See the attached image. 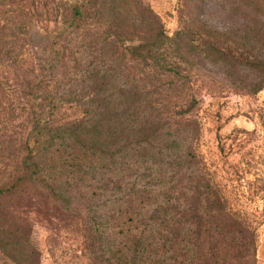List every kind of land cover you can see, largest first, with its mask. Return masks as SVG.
I'll use <instances>...</instances> for the list:
<instances>
[{
	"label": "rangeland",
	"instance_id": "374dc122",
	"mask_svg": "<svg viewBox=\"0 0 264 264\" xmlns=\"http://www.w3.org/2000/svg\"><path fill=\"white\" fill-rule=\"evenodd\" d=\"M16 3L28 13L40 56L46 33L57 34L61 1ZM127 3L132 10L148 9L170 32L190 26V41L195 37L218 41L230 48L232 57H216L207 46L198 49L191 44L181 57L185 78L162 79L147 95L128 100L111 93L142 86L148 80L141 70L156 80L155 66L124 62V51L117 48L122 39L105 40L101 28L89 27L86 41L78 39L72 50H77L82 69L90 67L94 102L104 96L107 102L110 95V101L125 111L123 126L130 133L119 144L130 148L122 161H114L119 164L97 162L85 180L62 179L58 196L46 198L47 189L36 191L32 205L24 208L28 226L19 232L23 248L10 250L15 259L0 254V264H117V251L130 255L135 248L139 258L128 256L118 264H256L264 259V0ZM17 4L0 6L2 37L7 36L1 19ZM80 75L74 91L84 89ZM136 102L140 106L130 110L128 104ZM8 107L0 105V135L19 131L17 112L8 114ZM97 117L90 113L91 121ZM145 120L151 122L148 132L154 128L160 133L150 140L148 134L141 136L142 130H130ZM104 147L99 151L112 153L109 144ZM116 183L119 186H112ZM131 202L138 216L130 217L149 219V227L137 228L127 220L124 226L108 229L117 222L107 217L123 214ZM221 207L227 209L226 219L220 217Z\"/></svg>",
	"mask_w": 264,
	"mask_h": 264
},
{
	"label": "trees",
	"instance_id": "16d2710c",
	"mask_svg": "<svg viewBox=\"0 0 264 264\" xmlns=\"http://www.w3.org/2000/svg\"><path fill=\"white\" fill-rule=\"evenodd\" d=\"M60 1L62 13L60 26L56 27L57 34L46 33L45 49L48 52L45 55V49L41 46L43 54L38 56L36 49L39 46L35 45L31 37L33 27L27 20L28 13L21 9L16 0H0L1 7L18 6L10 10L9 16L1 19V31L5 30L9 34L5 33L7 37L0 35V105H10L8 114L17 112V118L21 121L18 132L11 131L9 135L2 132L0 135V254L8 259H15L9 255L10 250L23 248L24 237L19 232L28 226L24 221V208L32 205V195L36 191L47 189L44 194L46 198L58 196V185L62 179L85 180V176L95 170L97 162L113 164L116 160L122 161V156L130 148L119 144L124 135L130 133L123 126L125 111H121L120 104L110 101V95L107 102H104L105 96L100 103L94 102L89 86L90 67L82 69L77 50L73 51L78 39L86 41L89 27L101 28L102 34L108 37L105 40L121 38L117 48L124 51V62L140 61L144 65L151 62V66H155L156 80L150 81L147 73L141 70L140 73L148 80L142 86L111 93L112 96L118 93L128 100L147 95L155 83L162 79L185 78L180 69L181 57L191 44H195L198 49L207 46L216 57H232L230 48L218 45V41L201 37L190 41L189 37L192 38L193 33L190 26L182 25L170 32L148 9L132 10L127 0H86L84 3ZM178 10H181V5ZM49 38L57 41L52 42ZM53 45L55 49H52ZM128 70L127 78L132 74ZM122 73L120 71L119 74ZM79 74L84 89L74 91L72 86ZM85 89L89 90L88 93H83ZM79 95L85 100L76 99ZM151 102L149 100L147 103ZM139 104L128 105L133 110ZM90 113H98V117L91 121ZM150 125L151 122L145 120L143 126L133 124L130 130L134 133L142 130L141 136L148 134L146 138L150 140V137L160 134L154 128L148 132ZM97 143L101 144L95 146ZM108 144L112 153L99 151L101 146L105 145V149ZM112 186L117 187L119 183ZM105 187L109 188L108 185ZM132 203H126L123 214L107 217L112 223L117 222L108 229L124 226L127 220L134 226L138 224L137 228L149 227V219L140 222L138 217H130L136 214L137 209ZM219 211L221 219L228 217L227 209L221 207ZM240 217L237 215V219ZM120 218L123 221H117ZM91 232L98 233L97 230ZM139 240L136 242L141 243ZM137 251L135 248L129 255L126 250L120 249L115 255L117 264L128 256L132 260L139 258Z\"/></svg>",
	"mask_w": 264,
	"mask_h": 264
},
{
	"label": "crops",
	"instance_id": "0c3cea01",
	"mask_svg": "<svg viewBox=\"0 0 264 264\" xmlns=\"http://www.w3.org/2000/svg\"><path fill=\"white\" fill-rule=\"evenodd\" d=\"M256 264H264V259L259 260Z\"/></svg>",
	"mask_w": 264,
	"mask_h": 264
}]
</instances>
